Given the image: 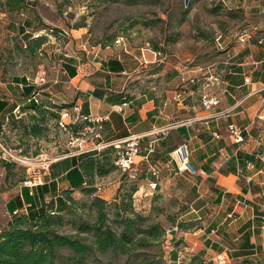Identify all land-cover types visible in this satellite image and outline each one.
Listing matches in <instances>:
<instances>
[{
	"label": "crops",
	"instance_id": "obj_1",
	"mask_svg": "<svg viewBox=\"0 0 264 264\" xmlns=\"http://www.w3.org/2000/svg\"><path fill=\"white\" fill-rule=\"evenodd\" d=\"M255 12L254 19L264 26V19L260 18L264 8ZM19 17L20 24H15L14 36L23 42L27 36L35 37V34L48 37L42 52L48 53L46 45L50 43L55 61L49 67L45 85L38 82V72L32 81L21 78L9 87L0 83V91H6L0 100L6 101L7 108L13 103L21 106L45 101L56 105L75 103L81 108V117L90 115L102 119L101 137L96 143L112 144L131 135L141 136V154L136 164L140 172L150 170L144 157L151 149L153 159L166 162L163 166L167 170H175L171 154L187 144L190 162L197 170L192 179L197 180L200 194L194 216L196 219L210 217L211 209L214 218L212 225L204 228L206 233H219L225 244L232 245L237 258L254 255L255 233L264 227L261 221L264 218V163L257 153L264 147V122L259 119L264 112V30L245 46L238 42L237 35L225 40L226 46L219 49L225 59L213 68L215 77L210 80V67L204 68L201 64H169L159 58L160 52L132 47L123 50L115 42L87 46L84 28H72L65 37L48 34L50 28L44 27L40 17L30 8ZM187 19L181 22L178 18L176 23L181 25ZM170 43L167 42V46ZM63 52L66 54L62 57ZM192 78L197 79L196 84L191 83ZM247 78H250L249 83ZM182 88L184 102L175 98ZM95 90L125 93L133 99L126 106L113 105L93 95ZM210 90L220 100V105L212 112L202 106V95ZM22 117V113L12 115L8 110L2 111L0 125L4 134L10 136V120ZM81 117L77 121L79 124L85 122ZM192 118H197L192 127L181 124ZM231 124L244 129L245 143L237 144L230 137L228 127ZM56 127L49 140H38L39 147L49 149L54 155L67 151L69 140L68 133ZM54 135H58L62 143L60 139L55 140ZM79 161V156H72L55 162L50 174H44L33 189L23 183L10 187L4 181L5 188L0 190V232L15 217L12 215L15 210L47 206L52 200L56 201L62 191L73 188L75 183L68 174L78 167ZM75 181L77 183L78 179ZM121 183L120 180L117 189ZM204 229L199 230L203 232ZM193 236L187 233L186 243L194 239ZM209 238L207 235L204 245L201 242L200 246L208 260L210 254L215 257L229 253L224 243L215 244Z\"/></svg>",
	"mask_w": 264,
	"mask_h": 264
},
{
	"label": "rangeland",
	"instance_id": "obj_2",
	"mask_svg": "<svg viewBox=\"0 0 264 264\" xmlns=\"http://www.w3.org/2000/svg\"><path fill=\"white\" fill-rule=\"evenodd\" d=\"M134 1L135 4L126 3L125 0L120 2L26 0V6L40 17L44 27L54 29L57 34L64 37L66 36L64 32L72 28H84L87 46H103V44H110L119 39L122 41L121 44L115 45L121 46L123 50L132 47L160 52L159 58L169 64L178 62L185 66L201 64L204 68L210 67L211 74L214 72L213 68L219 66L225 59V55L220 53L221 48L216 42L219 36H223L225 42L235 35L238 38V35L248 27L264 30L263 24L254 19L255 10L260 11V8H264V0H197L191 8L187 21L181 25H178L176 20L179 14L184 12L185 0ZM221 6L223 11H221ZM4 9H0V83L9 87L21 78L32 81L37 72L39 73L42 69H47L49 73V67L55 61L54 54L49 47L52 45H49L50 43L46 45L48 53L45 51L42 52L43 54L39 51L36 55L28 53L25 42L14 36V26L20 24L19 14L16 11ZM232 15L239 17L233 19ZM256 16L260 17V15ZM260 18L264 19V14ZM169 38L173 40L176 38L177 42H171L170 46H167ZM56 54L59 56V53ZM216 63L218 65H214ZM212 76L215 77L214 74ZM5 92L0 91V96H5ZM54 136L55 140L60 139L59 143H62L58 135ZM8 143L14 148L18 142L9 137ZM46 151L49 152V149ZM2 160H0V190L5 188L6 177L5 169L4 171L2 169ZM149 161V165L158 163L160 169L161 178L155 190L149 185L155 178L152 172L150 170L140 172L135 167L136 177L131 176L132 172L119 170L112 172L108 177L98 179L97 186L101 190L99 194L107 198L109 202H114L121 187L124 193L131 183L135 181L138 183L139 190L133 196L136 210L145 215H151L154 222H160L166 230L164 242L155 244L151 249L163 259V264H172L170 251H175L176 248L180 251L179 255L182 260L188 258L191 253L186 250L189 247L186 240L183 245L184 249L183 246L177 247L176 245V241L187 239V233L193 235L194 232H198V235L193 236L194 239H190L191 243L195 240L199 242L194 253L201 252V242L203 246L207 235H210L208 240L215 244L219 241L224 243L219 233L209 234L204 229L209 228L208 224L212 225L214 217L211 209L210 217L202 216L196 219L194 216L193 209L196 208V199L200 195L195 183L197 180L192 179L194 176L187 172L181 173L178 163L174 160L176 169L171 171L163 166L166 162L161 160L159 163L158 159H153L151 155ZM124 178H127L125 186H122V183L117 189V184L120 180L124 182ZM76 197L80 200V204L87 203L89 200L88 196L82 194ZM211 206L212 201H210ZM181 222L185 223L183 229L179 227ZM202 228L204 231L200 232L199 229ZM65 231L71 233L72 229L67 227ZM253 243L256 251L254 255L248 256L249 259L257 264H264V227L255 233ZM224 245L229 249V264H241L245 257L237 258L232 245L227 243ZM213 257L210 254V258ZM100 258L102 259L100 264H126L127 261V257H114L111 253L100 256ZM131 264H135V260H132Z\"/></svg>",
	"mask_w": 264,
	"mask_h": 264
},
{
	"label": "trees",
	"instance_id": "obj_3",
	"mask_svg": "<svg viewBox=\"0 0 264 264\" xmlns=\"http://www.w3.org/2000/svg\"><path fill=\"white\" fill-rule=\"evenodd\" d=\"M194 1L190 0L189 4L184 1V12L179 14L181 22L189 16ZM125 2L136 3L134 0ZM0 7L16 11L17 14L28 9L26 0H2ZM51 34L57 35V32L54 30ZM47 41L46 36H27L26 51L36 55L40 50L42 52ZM173 41L169 38L167 42ZM93 95L113 105L128 103L133 99L125 93H100L97 90ZM7 105L5 100H0V113L8 110L12 115L22 113L23 117L10 120V136L4 134L0 125V140L9 145L8 138L14 139L18 143L16 147H11L31 158L46 152L38 146V140H49L52 129L58 126L62 111L77 107L75 103L56 105L46 101L24 106L13 103L8 108ZM86 123L69 124V129L77 134ZM120 152L119 147L110 145L101 151L79 155L78 167L68 174L75 183L73 188L62 191L61 196L47 206H32L14 215L9 225L0 232V264H96L97 261L100 264V256L108 253L114 257H127L126 264H131L132 260H135V264H163V259L151 249L155 244L164 242L166 230L160 222H154L151 215L136 210L133 196L139 190L138 183H131L124 193L121 187L114 202L99 194L97 180L121 170L116 165ZM0 155H3L1 149ZM2 166L8 186L14 187L26 180V169L14 161L3 159ZM75 179H78L77 183ZM126 179L124 182L122 180V186H125ZM78 194L88 196L87 203L80 204L76 197ZM184 224L181 222L179 227L183 229ZM67 227L72 229L71 233L65 231ZM176 245H185V239L176 241ZM170 252L172 264H215L203 252L191 253L186 260L181 259L178 248ZM241 264L257 263L248 257Z\"/></svg>",
	"mask_w": 264,
	"mask_h": 264
},
{
	"label": "built area",
	"instance_id": "obj_4",
	"mask_svg": "<svg viewBox=\"0 0 264 264\" xmlns=\"http://www.w3.org/2000/svg\"><path fill=\"white\" fill-rule=\"evenodd\" d=\"M54 29H48L47 33H53ZM257 27H248L243 30L238 35V42L242 45H248L260 32ZM66 34V32H64ZM39 34H35V37H38ZM121 40L117 39L115 44H121ZM217 45L224 49L226 45H224L223 36H219L216 39ZM213 79V76H210V80ZM191 83L196 84L197 79L192 78ZM38 82L41 85H45L48 83V72L47 69H42L38 75ZM246 82H250V78L246 79ZM211 88V87H210ZM185 91L179 90L176 92L175 98L180 101H185ZM128 105V103H124L123 106ZM220 105V100L217 95H214L212 91L206 92L202 95V106L206 111L212 112L215 108ZM81 108L79 106L74 109H64L61 113V118L58 121V127L65 133H68L69 140L67 142V151L62 154H52L50 152H43L41 155L31 158L22 155L21 151L13 149L8 144L4 143L0 140V149L3 152V156L5 160L11 161L26 169V180L23 182V185L27 186V188L33 189L38 181L43 179L44 174H50L51 166L55 162L60 159L66 157H74L82 154H89L92 152H97L103 150V148H107L110 145H115L117 148L121 150L119 156L116 161V165L123 171L132 172V177H136V173H134L137 157L141 154V145L140 139L141 136L131 135L129 137L123 138L119 141H116L112 144H98L96 140L101 137V127L100 123L102 122L101 118H93L89 116H80ZM82 121L88 122L87 125L81 129L77 134H73L69 129V124H75L80 119ZM259 119L264 122V112L259 116ZM197 118L188 119L187 121L181 123L187 127H192L196 123ZM229 135L237 144H243L246 141L244 136V129L240 128L236 124H231L228 127ZM153 152L151 149L149 153L144 157V160L150 162V154ZM172 159L178 163V168L181 173L187 172L190 174H195L197 170L193 167V164L190 162L189 149L187 144H182L179 146L171 154ZM258 158L264 163V147L262 151L258 154ZM149 169L152 172L154 181H152L149 185L151 189H156L159 180H160V169L157 164H150ZM204 173L203 171L200 172ZM194 210V209H193ZM26 211V210H24ZM22 210H15L13 215H19ZM195 236L198 235V232L193 233ZM188 248H186L189 253H194L196 247L199 246V242L197 240L192 243H188ZM210 261H213L215 264H229L230 257L228 253L217 255L213 258H210Z\"/></svg>",
	"mask_w": 264,
	"mask_h": 264
},
{
	"label": "water",
	"instance_id": "obj_5",
	"mask_svg": "<svg viewBox=\"0 0 264 264\" xmlns=\"http://www.w3.org/2000/svg\"><path fill=\"white\" fill-rule=\"evenodd\" d=\"M190 0H186V3L188 4Z\"/></svg>",
	"mask_w": 264,
	"mask_h": 264
}]
</instances>
